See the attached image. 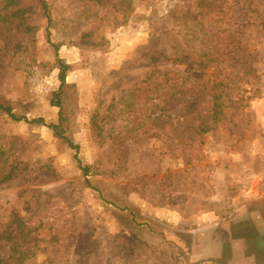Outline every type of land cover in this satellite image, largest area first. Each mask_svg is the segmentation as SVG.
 Instances as JSON below:
<instances>
[{
    "label": "rangeland",
    "instance_id": "obj_1",
    "mask_svg": "<svg viewBox=\"0 0 264 264\" xmlns=\"http://www.w3.org/2000/svg\"><path fill=\"white\" fill-rule=\"evenodd\" d=\"M44 1L0 0V103L26 118L0 111V165L17 170L0 185V264H191L179 237L207 212L264 264V0ZM154 53L182 85L164 114ZM60 61L77 149L47 125ZM250 68L260 97L201 142L195 94L242 92Z\"/></svg>",
    "mask_w": 264,
    "mask_h": 264
},
{
    "label": "trees",
    "instance_id": "obj_2",
    "mask_svg": "<svg viewBox=\"0 0 264 264\" xmlns=\"http://www.w3.org/2000/svg\"><path fill=\"white\" fill-rule=\"evenodd\" d=\"M43 3V7L45 11L47 10L46 4L44 0H40ZM46 13V12H45ZM58 49V46H56V50ZM171 58L168 57L165 54H151L150 60L154 64V67L149 74V79H162L160 81L161 89H166V84L169 88H171V99L169 101H166L164 106H158L161 107V110H164L167 107V105L174 106L177 101L178 95L183 92L181 91L182 85L177 80V72H161L157 64L161 60H170ZM175 61H178L175 59ZM69 64H66L65 62L60 61V74L59 79L61 82V85L59 89L55 92H53V103L54 105L58 106L60 108V120L59 123L55 124H47L48 127H50L55 135L59 138H63L69 145L75 149L78 148L77 145L73 144L70 139L65 136L63 130H65V122L66 118L63 114V94L66 90V88L71 87V85L67 82V72L69 69ZM206 66L203 65L202 71L204 73ZM253 72L254 80L250 82L247 88H245L242 92L235 91L233 88H231L228 84H225L224 80H215L212 84V86L207 90V86L204 85L203 90H201V98L199 95L195 94V99L191 101V109L195 113V120L198 121V125L194 128H191V131H194L198 139L202 142V137L204 134H207L217 128H219L222 125H226L228 123H231L235 116L242 115L243 113L250 110V107L252 103L260 97L261 94V88H260V82H261V76L256 74V70H253L250 68ZM194 84H197V80L193 81ZM205 83V82H204ZM200 91L198 90V93ZM201 99V102L199 100ZM0 111L5 112V114L10 115L14 120L20 121L26 118L19 117L16 114L12 112V109L0 103ZM31 123L36 124H45L44 119L37 118L30 121ZM77 157V156H76ZM78 159V158H77ZM80 163V161H79ZM81 168L84 170V174L88 175L89 173V166H82ZM17 175V170L15 168H11L10 170H6L5 167L0 165V185H3L11 180H13ZM14 250V249H13ZM14 256V255H13ZM12 255L10 256L13 257ZM5 262L4 260L0 259V263Z\"/></svg>",
    "mask_w": 264,
    "mask_h": 264
},
{
    "label": "crops",
    "instance_id": "obj_3",
    "mask_svg": "<svg viewBox=\"0 0 264 264\" xmlns=\"http://www.w3.org/2000/svg\"><path fill=\"white\" fill-rule=\"evenodd\" d=\"M190 221L186 235L179 237L188 263L252 264L247 239L234 236L228 223L214 212L196 214Z\"/></svg>",
    "mask_w": 264,
    "mask_h": 264
}]
</instances>
